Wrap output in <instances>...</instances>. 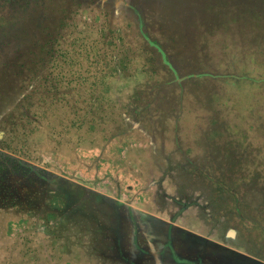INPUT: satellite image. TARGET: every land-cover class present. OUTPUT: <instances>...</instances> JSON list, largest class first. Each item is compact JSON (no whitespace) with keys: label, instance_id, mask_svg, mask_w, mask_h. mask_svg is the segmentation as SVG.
Returning <instances> with one entry per match:
<instances>
[{"label":"rangeland","instance_id":"374dc122","mask_svg":"<svg viewBox=\"0 0 264 264\" xmlns=\"http://www.w3.org/2000/svg\"><path fill=\"white\" fill-rule=\"evenodd\" d=\"M0 264H264V0H0Z\"/></svg>","mask_w":264,"mask_h":264}]
</instances>
